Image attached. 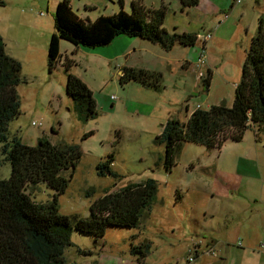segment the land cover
<instances>
[{"label": "rangeland", "instance_id": "obj_1", "mask_svg": "<svg viewBox=\"0 0 264 264\" xmlns=\"http://www.w3.org/2000/svg\"><path fill=\"white\" fill-rule=\"evenodd\" d=\"M3 1L0 34L5 53L20 64L16 85L19 114L7 124L8 136H16L28 145L45 136L51 143H73L81 150L64 191L58 194V211L85 217L90 202L105 190L148 178L155 179L157 185L156 200L136 227L108 226L98 238L72 229L62 264H181L186 253H202L196 244L204 235L213 236L208 233L209 223L236 214L227 196L229 187L220 177L226 173L228 161L221 157L217 162L216 148L210 151L185 142L176 153L175 164L165 171L158 161L163 147L154 142V137L169 118L184 121L194 108L230 105L264 0H241L231 8L230 0H199L194 6H181V11L178 0H140L146 7L166 5L163 26L167 31L210 35L205 42L201 77L194 64L200 38L195 46H175L160 52L157 46L127 37L126 47L120 48L126 53L119 61L111 58L110 52L117 49L112 44L86 47L62 40L59 57L49 68L47 45L53 32L52 13L60 0ZM84 1L73 0V10L89 20L112 14L119 5L108 2L105 7L87 11L83 10ZM130 1L125 3L126 12L130 11ZM66 59L71 61L68 71L84 82L95 102L97 115L86 121L78 118L64 90ZM119 64L159 67L158 86L154 89L131 81L120 83ZM162 65L168 67L161 69ZM204 70L210 72L208 89L203 84ZM225 142L223 148L234 141ZM108 155L112 156L111 169L116 176L97 174L96 163ZM9 173V163L2 162L0 178H7ZM26 190L37 202L50 200L54 193L43 183L27 185ZM177 191L183 193L182 199H176ZM260 214L264 217V210ZM258 234L264 243V226ZM139 244L145 246L142 261L139 252L131 251ZM255 257L251 253L247 264H264V258Z\"/></svg>", "mask_w": 264, "mask_h": 264}, {"label": "trees", "instance_id": "obj_2", "mask_svg": "<svg viewBox=\"0 0 264 264\" xmlns=\"http://www.w3.org/2000/svg\"><path fill=\"white\" fill-rule=\"evenodd\" d=\"M181 6H194L198 0H179ZM4 1L0 0V5ZM112 14H100L93 20L79 17L69 0H60L52 13L54 32L47 45V65L52 67L59 57V40L74 46L97 47L108 44L123 34L137 37L163 50L175 45L194 46L196 32L167 31L163 26L166 5L146 7L140 0L130 1V11L121 8ZM65 93L72 99L73 108L82 121L97 115L90 89L70 73L71 61L66 59ZM20 64L5 53L0 35V164L8 162L10 173L0 178V264H62L63 249L69 245L72 229L98 238L108 226L136 227L142 216H148L156 200L157 185L153 178L143 182L105 190L92 200L85 217L62 214L58 211L57 197L81 156L79 145L51 143L45 136L33 145L24 144L16 136H8V122L19 114L16 85L19 83ZM209 75L203 79L207 86ZM120 83L136 82L156 89L160 74L142 68L122 67ZM252 129L255 140L264 138V10L257 17L241 64L240 79L234 85L230 105L212 104L193 109L184 121L169 118L154 142L162 145L158 157L165 171L175 164L176 153L183 143L190 142L206 149L220 148L226 140L240 141L244 131ZM112 156L96 163L98 175L116 176L111 169ZM69 172V177L65 173ZM43 183L53 190L46 202L30 197L27 185ZM177 200L180 194L175 193ZM144 244L132 247L144 257ZM195 252V250H194ZM190 254V253H188ZM194 257L196 255L194 254ZM95 264V263H91Z\"/></svg>", "mask_w": 264, "mask_h": 264}, {"label": "crops", "instance_id": "obj_3", "mask_svg": "<svg viewBox=\"0 0 264 264\" xmlns=\"http://www.w3.org/2000/svg\"><path fill=\"white\" fill-rule=\"evenodd\" d=\"M69 1L73 9V0ZM240 1L241 0H239L238 2ZM108 2H110L112 6H117L116 2L118 3V0H85L83 3V10L91 11L94 8H98L100 6L105 7ZM126 2L127 0H121L120 6L123 10L125 9ZM229 2V7L231 8L236 1L230 0ZM179 6L181 11V4ZM213 6L215 7L214 10L219 11V7H216L215 5ZM263 10L264 8L262 9V11ZM84 17L86 19L88 16ZM127 37L133 40H138L140 42H146L151 45L157 46L160 52L170 51L175 46L181 47V45H175L170 50H163L157 44H153L137 37H130L119 34L115 36L108 44H106L107 46L112 44V47L117 48L110 52L112 53V59H121V56L125 55L126 52L120 51V48L126 47L128 43L127 40H129ZM61 42L62 39L59 40V47L60 45H62ZM103 46L105 47V45ZM119 65L120 66L118 68V72L120 74L122 67L129 66L127 64ZM165 66L166 65H162L161 69H163ZM136 67L137 66L132 68ZM167 67L168 66H166L165 68ZM142 69L157 72L160 74L161 78L162 70H160L159 67L151 68L149 66H145ZM207 69L208 68L206 67L205 70ZM205 70L204 74H206L207 76L208 73L209 75L210 72L206 73ZM208 86L209 82L207 86H205L206 89H208ZM241 139L242 140L240 141L231 142V146L228 148H223V143L220 148L215 149L218 151V153H216L217 162L219 158L222 157L223 159L227 160L229 164L226 173L221 174L220 177L221 181L225 182L227 187H229L230 193H228L227 196L230 197L231 209H235L236 214L225 221H216L215 224H213L212 222L209 223V226L207 227L209 228L208 233L213 236L204 235L203 238H198L199 241L201 240V243L198 241L196 247L199 246L202 253H196V256H198V254L199 256L195 259L194 264H247V258L251 255V253L255 254V258H264V243L262 242V239L258 234L259 229L264 226V217L260 214V211L263 212L264 210V138L262 135H260V140H255L254 132L249 128L244 131ZM209 150L211 151L214 149L211 148ZM217 162L215 161L216 164ZM209 191H212L211 187ZM183 197L184 195L183 193H181L180 198L182 199ZM191 227L197 228V226L194 225ZM236 258L238 259V261H236Z\"/></svg>", "mask_w": 264, "mask_h": 264}, {"label": "built area", "instance_id": "obj_4", "mask_svg": "<svg viewBox=\"0 0 264 264\" xmlns=\"http://www.w3.org/2000/svg\"><path fill=\"white\" fill-rule=\"evenodd\" d=\"M235 1L238 2L239 0H235ZM209 37H210V35L208 33L205 34V35H203V36H199L198 35V38H200V40H202V42L200 41V44L197 47V55H196V58L194 60V64L198 68V72H197L198 77H201L202 76L201 66H202V64H204V58H205V54H204L205 42H206V40L209 39ZM32 124L35 125L36 123L34 121H32ZM193 253L187 254L186 257H185V259L183 260V262H181V264H190L191 262H193L194 259H195Z\"/></svg>", "mask_w": 264, "mask_h": 264}]
</instances>
